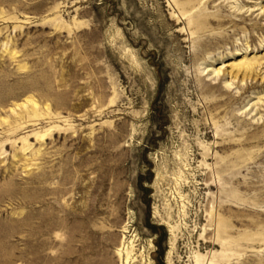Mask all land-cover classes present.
Segmentation results:
<instances>
[{"label":"rangeland","instance_id":"obj_1","mask_svg":"<svg viewBox=\"0 0 264 264\" xmlns=\"http://www.w3.org/2000/svg\"><path fill=\"white\" fill-rule=\"evenodd\" d=\"M0 264H264V0H0Z\"/></svg>","mask_w":264,"mask_h":264},{"label":"bare ground","instance_id":"obj_2","mask_svg":"<svg viewBox=\"0 0 264 264\" xmlns=\"http://www.w3.org/2000/svg\"><path fill=\"white\" fill-rule=\"evenodd\" d=\"M244 68L248 69L249 68V65H244ZM250 69V68H249ZM217 72V71H216ZM5 260V259H4ZM7 260V259H6Z\"/></svg>","mask_w":264,"mask_h":264}]
</instances>
